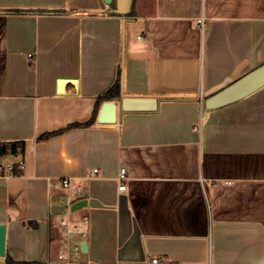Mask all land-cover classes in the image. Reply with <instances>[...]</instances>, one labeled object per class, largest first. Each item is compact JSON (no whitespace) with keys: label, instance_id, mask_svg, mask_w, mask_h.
<instances>
[{"label":"crops","instance_id":"obj_1","mask_svg":"<svg viewBox=\"0 0 264 264\" xmlns=\"http://www.w3.org/2000/svg\"><path fill=\"white\" fill-rule=\"evenodd\" d=\"M114 8L0 0V143L26 162L0 174V264H264V85L205 107L264 65V0ZM117 79L118 120L100 123ZM81 199L99 205L68 208Z\"/></svg>","mask_w":264,"mask_h":264},{"label":"water","instance_id":"obj_2","mask_svg":"<svg viewBox=\"0 0 264 264\" xmlns=\"http://www.w3.org/2000/svg\"><path fill=\"white\" fill-rule=\"evenodd\" d=\"M105 4L110 8L115 3V11L120 14H127L131 10L132 0H104ZM264 85V65L253 70L243 78L239 79L230 86L217 92L205 100L207 109L217 108L233 101L239 100L256 89ZM118 120V104L116 101L108 100L104 102L100 111L98 121L100 123L113 124ZM5 154V147L0 143V155ZM98 206L95 200L81 199L75 202L71 210L75 211L83 206ZM65 209L62 205H57L53 208V212L61 213ZM85 249V244L84 247ZM7 251V226L0 223V258L5 257Z\"/></svg>","mask_w":264,"mask_h":264},{"label":"built area","instance_id":"obj_3","mask_svg":"<svg viewBox=\"0 0 264 264\" xmlns=\"http://www.w3.org/2000/svg\"><path fill=\"white\" fill-rule=\"evenodd\" d=\"M25 168H26V162L23 158H20L19 160H16V161H12V160H10L8 154L5 153L3 155H0V174L5 175V176L16 175L19 172L25 170ZM97 172H98V170L95 169L94 173H97ZM127 178H128L127 168L121 167L120 172H119V180L121 182V184L119 186L120 190L126 189ZM71 185H72V183H71L70 178H63L60 181L53 182V184H52L53 187L62 186L64 188H69V187H71ZM62 197L63 196H61L60 198H62ZM74 203H69L68 208L70 209ZM84 221L89 222V218L87 216H85ZM61 224L63 225V227L65 229L70 230L69 220L62 219ZM76 228H77L76 226L72 227V229H74V230ZM80 253H81V247L76 246V248L74 249V255L76 256V258L79 256ZM60 258L61 259L67 258V253H62L60 255ZM158 261H159V258L153 259V262H158Z\"/></svg>","mask_w":264,"mask_h":264},{"label":"trees","instance_id":"obj_4","mask_svg":"<svg viewBox=\"0 0 264 264\" xmlns=\"http://www.w3.org/2000/svg\"><path fill=\"white\" fill-rule=\"evenodd\" d=\"M120 93H121V83H120V79H117V81L107 91H105L100 96L99 104L102 100H113V99L119 97ZM96 116H97V111L95 112L93 119L89 123H87V125H89L93 121H95ZM56 133H58V132L44 134L40 137V139L50 138L51 136L55 135ZM3 145L5 147V153L6 154L18 155L20 153H23L24 148H25V142H23V141L8 142V143H4Z\"/></svg>","mask_w":264,"mask_h":264},{"label":"rangeland","instance_id":"obj_5","mask_svg":"<svg viewBox=\"0 0 264 264\" xmlns=\"http://www.w3.org/2000/svg\"><path fill=\"white\" fill-rule=\"evenodd\" d=\"M10 159H11L12 161H14L13 157H10ZM65 212H68V208H66ZM62 261H63V263L65 262V260H62Z\"/></svg>","mask_w":264,"mask_h":264}]
</instances>
